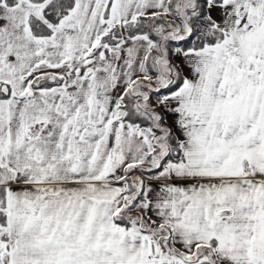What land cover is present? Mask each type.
<instances>
[{"label":"snow or ice","instance_id":"1","mask_svg":"<svg viewBox=\"0 0 264 264\" xmlns=\"http://www.w3.org/2000/svg\"><path fill=\"white\" fill-rule=\"evenodd\" d=\"M0 264H264V0H0Z\"/></svg>","mask_w":264,"mask_h":264}]
</instances>
